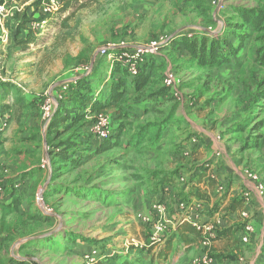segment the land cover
I'll list each match as a JSON object with an SVG mask.
<instances>
[{"label":"rangeland","instance_id":"rangeland-1","mask_svg":"<svg viewBox=\"0 0 264 264\" xmlns=\"http://www.w3.org/2000/svg\"><path fill=\"white\" fill-rule=\"evenodd\" d=\"M31 2L0 0L5 6L0 85H9L8 96L0 98L1 113L8 117L0 137V264H99L94 261L137 253L149 264L148 245L155 240L157 252L172 224L187 213L197 188L206 190L199 174L211 166L209 148L194 129L196 122L207 130L219 127L229 144L244 142L249 146L241 153L245 174H264L258 148L264 145V63L258 59L264 31L238 13L253 8L264 23V0H74L51 12L40 6L34 14ZM24 13L31 21L19 28ZM229 30L244 35L237 41ZM201 31L228 37L238 53L226 52L221 64L199 63L181 34L195 32L199 38ZM158 37L167 41L147 85L139 91L127 87L107 109L121 125L117 141L111 137L97 146H80L95 114L72 121L70 102L57 107L43 129L42 97L69 70L88 66L108 43L133 45ZM25 38L29 42L18 43ZM168 72L176 82L166 89L162 77ZM101 73L95 96L102 98ZM2 101L10 108L3 109ZM74 140L79 142L75 164L59 157L65 142ZM43 156L49 159L46 168L40 167ZM226 188V182L218 184L216 194ZM221 198L211 209L229 216ZM155 203L170 221L156 237L157 215L148 214ZM181 203L186 210H180ZM243 219L240 214L228 230L244 226ZM212 226L216 234L223 228L216 222ZM258 247L264 261V241Z\"/></svg>","mask_w":264,"mask_h":264},{"label":"trees","instance_id":"trees-1","mask_svg":"<svg viewBox=\"0 0 264 264\" xmlns=\"http://www.w3.org/2000/svg\"><path fill=\"white\" fill-rule=\"evenodd\" d=\"M74 0H61L60 6L62 4L69 5ZM76 1V0H75ZM48 0H32L31 7H33V14L37 12L40 6H43L46 4ZM51 12V11H47ZM241 17L244 18L246 22H248L252 27H254L256 30L264 31V23L262 18H257V12L253 8L250 9H240L238 11ZM259 14V13H258ZM32 15V14H31ZM31 18L30 16L27 17L26 13L23 14L22 20L19 24V28H25L26 23L30 22ZM231 33L232 37H235V39L241 40L243 33H236L232 30L228 31ZM228 32L226 34H228ZM200 36L197 38L195 35V32L191 33V36L188 37L189 33L183 32L181 34V37L184 38V42L186 43L187 50L194 58V60L198 61L201 64H221L223 61H226V52L233 53L234 56L238 53L237 47L232 44L231 40H229L228 37H208L204 36L203 32H199ZM26 36H30V31H27ZM263 41V46L261 47V53L259 54V60L264 63V33L260 35V38ZM29 42L26 38L24 40H19V44H25ZM174 44V43H172ZM112 54H115L114 56H117L119 54V50H113L111 51ZM103 56H98L96 58V61L93 64L92 70L88 75H83L79 77L75 82H69L68 90L64 95V98L59 101L58 103V109L62 106V104H65L66 102L71 103V107L74 110L73 114L71 115L72 121L76 120H82L87 114H97L98 112H108L111 115L112 122H113V133L111 137H114V140L117 141L120 133H121V125L115 124L114 116L107 110L109 107H113L116 103L120 101L122 96L127 91V87H132L136 90H142L147 83L149 82V78L151 76V73L153 72L154 68L157 66L158 62L161 59H158L160 57H157V55L154 56H148V58L144 61L142 65L138 67V71L135 75L130 74L125 67H123L120 63V61H117L116 59L111 60V64L109 69V73L107 77H105L106 73L104 74V82L106 86V93L102 95V98L99 96H95L96 90V82H100V78L103 76L102 71L105 70L102 69L100 58ZM156 63V64H155ZM100 76V78H98ZM97 79V80H96ZM164 77H162V80ZM94 80V82H93ZM8 84L0 85V98H4L8 96L9 88ZM164 88L167 89V86L164 85ZM2 91V92H1ZM163 96V93H161ZM159 97V96H157ZM21 96L16 97V100L19 101ZM2 107L3 109H9L10 105L8 103H5L2 101ZM2 110H0V118L4 117L5 113H1ZM40 112V110H39ZM57 112V111H56ZM52 116V119L55 115V113ZM117 112L120 114H125V110H123L121 107H117ZM51 119V121H52ZM50 121V123H51ZM94 121V120H93ZM50 123L48 126H50ZM87 125V127L91 125ZM86 127V128H87ZM48 128V127H47ZM3 129H0V137L2 135ZM84 137V136H83ZM83 137L81 139H83ZM110 137V138H111ZM98 143H101L105 140H98L96 139ZM79 143L77 140H74L73 142H65V150L62 152H59V157L66 159L70 161L71 163H77L79 160V157L72 158V155L76 151V144ZM86 143L85 140H82V144L80 146L82 147H89L88 145H83ZM201 176L206 175L205 172L201 171ZM207 183L209 186L215 185L214 177L211 175H207ZM12 196L15 195L14 193L11 194ZM210 195L215 196L216 193H206L201 192L200 190H196L194 196L198 197L199 199L208 200L210 198ZM243 204V200L241 198H232L227 206L228 210H235L237 207H240ZM226 230H223V233ZM222 233V232H221ZM174 234H178L179 237L183 239L185 244H189L192 242V238L189 237V234L193 235L195 238L201 239V232L196 229V227L193 225L192 222L178 219L176 220V228L174 231ZM219 234V233H218ZM218 234L216 235L218 237ZM172 241V236L168 237L165 241V245L161 246L157 252L152 253V250L156 247L155 244L157 242L153 240L152 244L148 245V249L146 250L148 254H150V262L149 264H162L166 259L167 255L169 253L170 244ZM142 253V252H140ZM139 255V253H137ZM144 255V254H143ZM31 263V262H30ZM29 263V264H30ZM94 263L99 264H144V259L140 256H137L136 254H133V256H117L113 260H108L107 262H104L102 260H95Z\"/></svg>","mask_w":264,"mask_h":264},{"label":"crops","instance_id":"crops-1","mask_svg":"<svg viewBox=\"0 0 264 264\" xmlns=\"http://www.w3.org/2000/svg\"><path fill=\"white\" fill-rule=\"evenodd\" d=\"M97 54L90 60L89 64H94ZM157 57H160L159 54ZM158 59L162 60L161 57ZM99 60L105 64V73L110 70L109 64H111V59L108 58V56H103ZM194 129L202 140L205 139L203 145L209 148L208 155L211 166L207 165L202 170L206 175L201 176L199 174V179L202 181L201 184H203L206 189L204 192L208 194L218 193L216 186L223 182H226L227 188L224 194L219 193L217 194L218 196L210 195L208 200L199 199L194 196L190 201L191 203L187 213L189 219L207 224H215L216 222L223 228L220 230L218 237L216 236L213 238L210 244L205 246L199 238H195L191 234H189V237L193 239L192 242L185 244L178 234H174L176 223H173L172 232L168 236H172L169 253L167 259L162 264H200L199 260L205 254L212 257L213 264H235L240 257L245 259L246 264H264L260 247H258L259 243L264 241V195H260L257 192L255 181L251 180L248 175L245 174L243 169L245 163H241V153L248 150L249 146L244 142L239 146L231 143L229 144V138L222 137L223 132H220L219 127L211 126L210 130H207L202 124L196 122ZM83 134L84 137L81 140L86 141L83 145L93 147L99 144L96 138L90 134L89 126L85 128ZM202 136H204V138ZM258 148L262 149L264 154V145H258ZM207 175L214 177V186L208 185ZM258 178L264 184V174L261 176L259 175ZM197 190H200V188H197ZM219 196L222 197L220 199L221 202L226 203L227 206L232 198H241L243 204L233 211L229 210V216L223 217L219 212H215V210L211 209L215 203L214 199H217ZM241 211H247L250 215L255 213L257 215V218L251 220L253 223V230L247 234V242L241 241L242 236L246 234L244 226L238 229L232 228L228 230V228L237 221ZM148 213H150V209ZM241 221L244 223L245 219ZM257 221L261 222L257 223ZM223 230L226 231L223 233ZM163 245H165L164 242ZM154 251L155 248L152 250V253H154Z\"/></svg>","mask_w":264,"mask_h":264},{"label":"built area","instance_id":"built-area-1","mask_svg":"<svg viewBox=\"0 0 264 264\" xmlns=\"http://www.w3.org/2000/svg\"><path fill=\"white\" fill-rule=\"evenodd\" d=\"M61 0H48L46 4L43 5V11H54L57 10L60 6ZM5 10L4 4L0 5V12ZM167 39L165 37H158L157 39L150 40L140 44H116V43H108L105 46H102L98 50V56H108L111 60L116 59L120 61L121 65L127 69V71L135 75L138 71V67L144 63V61L148 58V56L158 55L160 47L166 42ZM119 50V54L114 56L111 51ZM93 63L88 64L85 67H77L75 70H69L68 76L64 79L60 80L52 84V86L47 90L43 97L41 104L39 106L40 116L42 120L43 129L46 130L48 127L52 116L58 107L59 101L64 98L65 93L68 90L69 82H75L79 77L83 75H88L92 70ZM74 71V72H73ZM164 85L168 87V85L175 84L176 80L174 74L172 72H168L164 76ZM8 122V117L4 116L0 118V129H3ZM113 122L111 115L108 112H98L95 114L94 121L89 127L90 134L98 140H107L111 137L113 133ZM41 168H46L49 166L48 157H43L40 164ZM248 177L255 181L256 190L260 195H264V184L259 180L258 175L252 172H247ZM222 188V187H220ZM180 210L184 211L187 209V206L184 203L179 204ZM149 215H157L154 225V236H159L164 230L167 229L170 221L163 214V206L160 203H155L150 208ZM241 215L245 217L246 223L244 224V229L246 234L242 236L241 241H248V233L253 230V223L251 222L250 214L247 211H241ZM141 220H146L147 216L141 215ZM179 219L187 220L193 223L197 230L201 232V239L203 245L208 246L216 237V233H214V229L212 224L207 223H199L194 221L193 219H189L188 213H183ZM95 259L91 257V260ZM200 264H213L212 258L205 254L200 260ZM33 264V263H30ZM235 264H246L245 260L240 257L237 259Z\"/></svg>","mask_w":264,"mask_h":264},{"label":"water","instance_id":"water-1","mask_svg":"<svg viewBox=\"0 0 264 264\" xmlns=\"http://www.w3.org/2000/svg\"><path fill=\"white\" fill-rule=\"evenodd\" d=\"M92 64V63H91Z\"/></svg>","mask_w":264,"mask_h":264}]
</instances>
